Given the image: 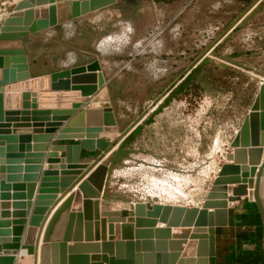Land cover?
Wrapping results in <instances>:
<instances>
[{"label": "water", "instance_id": "water-1", "mask_svg": "<svg viewBox=\"0 0 264 264\" xmlns=\"http://www.w3.org/2000/svg\"><path fill=\"white\" fill-rule=\"evenodd\" d=\"M123 1L21 0L3 24L0 264H17L21 251L34 256L36 264L38 259L39 264H211L218 253L216 229L230 226L228 211L244 197L256 206L264 226L258 190L262 169L256 180L251 177L264 159V85L230 144L233 164L221 167L201 209L163 204L149 209L142 203L129 217L100 210L111 173L129 156L125 147L143 132L147 113L121 131L99 60L66 69L55 62L60 51L46 52L35 41ZM259 11L257 7L242 25ZM40 80L47 89L38 95L29 83ZM56 91L60 95L53 100ZM98 97L104 102L98 104ZM82 98L91 100L84 104ZM50 112L56 118L43 124ZM48 132L53 139L44 135ZM97 152L101 155L92 163Z\"/></svg>", "mask_w": 264, "mask_h": 264}, {"label": "rangeland", "instance_id": "rangeland-1", "mask_svg": "<svg viewBox=\"0 0 264 264\" xmlns=\"http://www.w3.org/2000/svg\"><path fill=\"white\" fill-rule=\"evenodd\" d=\"M18 1L0 0V17ZM257 7L260 11L242 25ZM120 24L131 25L130 30ZM120 36L125 40L117 44ZM105 38L116 45L97 52ZM35 45L60 51L56 63L74 57L71 67L98 59L103 72L106 63L115 64L107 73L113 76L110 98L121 131L147 113L143 132L125 147L129 156L111 173L102 211L129 217L142 203L149 209L154 204L200 207L221 167L233 164L225 154L232 152L230 144L264 82V0H126L54 29ZM99 157L95 153L92 159ZM243 203L249 206L244 209ZM239 207L242 218L218 233L223 244L213 264H242L244 253L264 256V226L256 206L242 200L233 211ZM244 236L247 241L240 239Z\"/></svg>", "mask_w": 264, "mask_h": 264}, {"label": "bare ground", "instance_id": "bare-ground-1", "mask_svg": "<svg viewBox=\"0 0 264 264\" xmlns=\"http://www.w3.org/2000/svg\"><path fill=\"white\" fill-rule=\"evenodd\" d=\"M20 2H21V0H20ZM20 2L18 1L16 4H15V6H14V8L9 12V13H7V14H5L4 16H1L0 17V26H2L3 27V24L5 23V21L8 19V17L12 14V13H15V11H16V9H17V7H18V5L20 4ZM148 8V7H147ZM149 9V8H148ZM114 15L115 16H117L118 14H115L114 13ZM121 15H122V13H121ZM120 15V16H121ZM111 16H113V15H111ZM114 17V16H113ZM117 17H119V16H117ZM116 18V17H115ZM120 19V18H119ZM123 20V19H122ZM120 20H118V22H119ZM134 22V21H133ZM69 23V22H68ZM67 24V23H66ZM128 24H130V23H128ZM128 24H120V27L126 32V31H129L130 30V26L128 25ZM65 25V24H64ZM2 27H1V29H2ZM120 28V29H121ZM123 30H121V31H123ZM132 30V29H131ZM0 33H1V30H0ZM72 33V32H71ZM128 34V33H127ZM132 34V33H131ZM123 35V34H122ZM127 36V35H126ZM117 37V36H116ZM121 37V39L118 37V40H117V38L114 40L115 42L116 41H118V43H119V41H122V39L123 40H125V38L124 37H122V36H120ZM127 38V37H126ZM111 40H112V38H107V41H106V38H105V41L103 42V43H101L100 42V44L98 45V50H97V52L99 51V52H103V53H107L110 49H109V47L111 46V49H112V47H114V46H112V44H115L116 45V43L114 42H112L111 43ZM102 41V40H101ZM123 42H125L124 44H126V41H123ZM117 43V44H118ZM95 44H96V42H95ZM108 44H110V45H108ZM121 45H123V43L121 44ZM125 46V45H124ZM121 47V46H120ZM123 47V46H122ZM124 48V47H123ZM30 49H32V47L30 48ZM118 49V46H117V48H116V50ZM119 52V51H118ZM69 55H72V53L71 54H69ZM68 55V56H69ZM75 55V54H74ZM77 56V55H76ZM78 59V58H77ZM76 61H75V58L74 57H71V58H69V60L67 59V61H64V62H60L59 64H61V67H64V68H70L72 65H74V63H75ZM105 66H107L106 67V70L107 71H109L110 72V69H109V64H105ZM100 72H101V70H100ZM102 73V72H101ZM264 80V79H263ZM41 82H30L29 83V89L30 90H35V91H37V93H38V95L39 94H42V93H45V92H43V91H46L45 89H47V87L46 86H44V84H43V80H40ZM45 83V82H44ZM37 85H39V86H37ZM264 85V82L262 81V85L261 86H263ZM260 86V87H261ZM21 90V89H20ZM20 92V91H19ZM21 93V92H20ZM54 94V96L52 97L53 98V100L54 99H57L58 97H59V95H60V92H58V91H56V92H54L53 93ZM84 100H85V98H82V103L84 102ZM56 101V100H55ZM58 101V103H59V100H57ZM15 104V103H14ZM153 105V103L150 105V110H155V108L159 105H156V106H152ZM50 116H53V118L55 119L56 118V116H54V114L53 113H48L46 116H45V118H47V119H45L43 122L45 123L46 121H53V120H49L48 118L50 117ZM42 122V123H43ZM38 123V122H37ZM43 123V124H44ZM240 129V128H239ZM239 129H238V131H239ZM237 131V132H238ZM237 132H236V134H237ZM45 133H47V131L45 132ZM235 134V135H236ZM44 135H50V137H52L51 135H53V134H51V132H48V134H44ZM235 137V136H234ZM32 138H34V135H33V137ZM231 148V147H230ZM231 150H232V152L228 155V154H225V157H226V159H228V157L230 156V155H234V153H235V149H232L231 148ZM229 161V160H228ZM232 162V161H231ZM229 165H231V164H229ZM260 169H262V174H261V178H260V182H259V198H260V200L262 201V203H263V205H264V159H262V162H261V167H257V168H253L252 169V175H251V177L253 178V179H257V174H258V172L260 171ZM217 178V177H216ZM234 187H237V186H233V188ZM78 189V188H77ZM211 190V189H210ZM254 192V189H251V188H248V193H253ZM209 193V192H208ZM208 193H207V195H208ZM207 195H206V197H205V199H204V201H203V203H202V205L200 206V207H186V206H183V207H186V208H199V209H201L202 207H203V204L205 203V201H206V198H207ZM69 196V195H68ZM68 196H66V198L68 197ZM66 198H64V199H66ZM247 197H244L243 199H246ZM102 201L103 200H101L100 201V210H101V205H102ZM180 206V205H179ZM134 211H135V207H134ZM228 214H229V211H228ZM64 222V221H63ZM228 222H229V220H228ZM223 228V227H222ZM218 229V228H217ZM216 229V230H217ZM17 264H36V258L34 257V256H29L28 254H27V252L26 251H21L20 253H19V255L17 256ZM37 264H39V259H38V261H37Z\"/></svg>", "mask_w": 264, "mask_h": 264}, {"label": "crops", "instance_id": "crops-1", "mask_svg": "<svg viewBox=\"0 0 264 264\" xmlns=\"http://www.w3.org/2000/svg\"><path fill=\"white\" fill-rule=\"evenodd\" d=\"M112 7H110V8H107L106 10H110ZM104 11V10H103ZM100 12H102V11H99V12H97V13H95V14H98V13H100ZM99 63L102 65V66H104V63L103 62H101V61H99ZM116 67V65L115 64H109V69H110V73H111V71H113L114 70V68ZM70 68H72V67H70ZM102 74L104 75V77L106 78V82H109L112 78H113V76L111 75V74H108L107 73V70H103V72H102ZM39 93V92H38ZM89 101H90V98L89 99H85L84 100V104H87V103H89ZM99 102V101H98ZM153 103V102H152ZM151 103V104H152ZM161 118H164V116L163 115H161ZM45 119H47V118H45ZM44 119V120H45ZM49 120H53L54 118H53V116H50L49 118H48ZM116 120H117V118H116ZM44 123V122H43ZM117 123H118V121H117ZM118 126H119V124H118ZM145 132H146V130H145ZM52 139H53V137H52ZM73 143H76V142H71V144H73ZM53 144H57V142H53ZM32 145H33V143H32ZM137 152V151H136ZM82 154L84 155V152H82ZM97 154H99V155H101V153L100 152H97ZM64 156V153H59V157H63ZM85 156H87V155H85ZM88 157V156H87ZM145 157H147V158H151L152 159V161L154 160V156L153 155H146ZM93 161H94V159L92 160V163H93ZM147 165H151V166H157V165H154L153 163L152 164H148V163H146ZM47 164L45 163L44 165H43V169L44 170H46L47 169ZM77 188H78V186L72 191V192H74V191H76L77 190ZM65 200V199H64ZM63 200V201H64ZM244 200H247V199H244ZM102 205H103V201H102ZM102 205H101V211H102ZM202 205V204H201ZM200 205V206H201ZM175 206V205H174ZM243 208L244 209H246V204L245 203H243ZM249 206V205H248ZM247 206V207H248ZM195 207V206H194ZM242 207H239V209H238V211H233L234 209H230L229 210V214H228V220H229V224H230V226L229 227H225V228H218L217 229V233H223V232H226V230H229V228H231V226L238 220V219H241L242 218V213H240V211H242V209H241ZM233 211V212H232ZM246 212V211H245ZM132 215H134V212H133V214ZM244 215V214H243ZM232 220H233V222L234 223H232ZM225 242V241H224ZM219 243H221V244H223V240H222V237H219L218 235H217V249H218V251H221V248H220V246H221V244H219ZM234 244H232V246H233ZM183 247H185V245L183 246ZM222 247V246H221ZM218 255V254H217ZM213 261H214V259L212 260V263L211 264H213ZM216 264H221V263H219V262H217Z\"/></svg>", "mask_w": 264, "mask_h": 264}, {"label": "trees", "instance_id": "trees-1", "mask_svg": "<svg viewBox=\"0 0 264 264\" xmlns=\"http://www.w3.org/2000/svg\"><path fill=\"white\" fill-rule=\"evenodd\" d=\"M260 232H257L256 236H260ZM241 240L243 241H247L248 240V237L244 236V237H241L240 238ZM254 258V260H249L251 258ZM241 263L242 264H264V256H261V255H257L256 257H254L253 254H243V257H241L240 259Z\"/></svg>", "mask_w": 264, "mask_h": 264}]
</instances>
